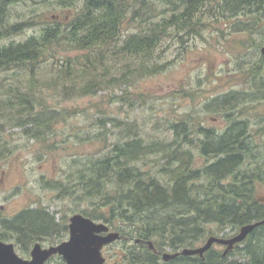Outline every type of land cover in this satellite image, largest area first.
Masks as SVG:
<instances>
[{
	"label": "trees",
	"instance_id": "16d2710c",
	"mask_svg": "<svg viewBox=\"0 0 264 264\" xmlns=\"http://www.w3.org/2000/svg\"><path fill=\"white\" fill-rule=\"evenodd\" d=\"M28 1L34 0H0V42L42 25L40 32L27 40L0 46V76L11 73L15 79L9 86L0 85V125L31 126L25 132L37 139L53 132L56 112L32 97V90L22 88L23 73L35 79L41 65L55 59L51 84L63 83L69 94L85 96L103 88L106 75L102 68L111 76V68L105 66L109 55L112 61L127 60L129 76L154 75L164 68L157 55L173 31L195 30L207 15L234 19L264 14V0H53L76 13H68L64 21L54 16L52 22L42 24L36 10L29 9L32 16L14 12ZM131 23L135 32L124 37L123 28ZM72 53L77 55L69 56ZM58 55H66L60 64ZM126 81L129 79L122 82ZM116 82L120 80L109 81ZM239 102L236 93L212 102L215 109L227 113L229 125L222 135L206 129L193 116L170 124L174 137L169 142L146 143L129 128L124 141L107 155L77 170L86 198L94 201V210L81 214L121 234V240L113 245L123 247L109 264H264V226L227 255L212 248L204 256L162 260L168 248L173 254L194 249L207 234L209 238L221 237L229 227L240 231L264 220V201L252 195L256 181L264 183V165L257 162L254 173L242 171L247 161H254V150L248 144L245 121L235 119L232 112ZM196 143L211 160L201 170L193 169ZM143 160L149 168L139 165ZM209 224L219 227L217 233L208 230ZM5 225L24 245L35 240L43 243L47 236L58 237L69 230L67 222L57 223L40 210L21 213Z\"/></svg>",
	"mask_w": 264,
	"mask_h": 264
},
{
	"label": "rangeland",
	"instance_id": "374dc122",
	"mask_svg": "<svg viewBox=\"0 0 264 264\" xmlns=\"http://www.w3.org/2000/svg\"><path fill=\"white\" fill-rule=\"evenodd\" d=\"M29 9L36 10L40 16L38 22L42 24L52 22L54 16L64 21L68 13H76V10L62 9L53 0L28 1L14 8V12L32 16ZM202 24L188 32L173 31L157 55V62L164 68L154 75L129 76L126 59L112 61L110 55L107 56L104 64L111 68V76L102 68L101 73L106 75L102 79L103 88L85 96L69 94L63 83L51 84L56 72L53 68L57 63L55 59L44 62L35 79L23 73L22 88L26 92L32 90V97L56 112L55 122L53 132L45 139L27 136L25 130L31 126L2 128L0 125V174L6 173V187L10 190L2 196L7 198L4 203L0 202L4 206L1 218L11 221L21 213L40 210L54 217L57 223L67 222L69 229L74 215L94 210V201L86 198L82 184H79L77 170L107 155L115 144L124 141L129 128L136 130L146 143L169 142L174 137L169 131L170 124L193 116L206 129L222 135L229 125L227 113L211 104L216 98L230 93H236L240 99L232 112L235 119L245 121L250 137L248 144L254 150V161H247L242 171L254 173L257 162L264 165V14L234 19L207 15ZM41 26L28 29L11 40L25 41L39 33ZM133 32L131 23L123 28L122 34L125 37ZM11 40L0 42V46ZM76 55L69 54L71 57ZM65 56H57L58 64ZM10 75L2 73L0 85L3 82L4 87L9 86L15 80ZM111 79L120 82L109 83ZM124 79L129 81L122 82ZM65 84L69 86L68 81ZM185 93L190 96L185 97ZM199 146L196 143L192 149L194 170L204 169L211 161L204 157ZM144 161L139 165L149 168ZM252 195L264 201V183L256 181ZM5 226V222L4 225L0 223V234L8 231L9 227L5 230ZM218 228L215 224L208 225V230L213 233H217ZM238 232L229 227L222 234ZM11 236L4 237L10 239ZM55 236L44 238L45 247L68 240L69 230ZM208 238L209 234L196 243V248L205 244ZM122 247L110 245L104 249L109 263ZM213 248L224 252L220 245ZM167 252L173 253L170 248ZM61 263V259L54 258L50 264Z\"/></svg>",
	"mask_w": 264,
	"mask_h": 264
},
{
	"label": "water",
	"instance_id": "95a60500",
	"mask_svg": "<svg viewBox=\"0 0 264 264\" xmlns=\"http://www.w3.org/2000/svg\"><path fill=\"white\" fill-rule=\"evenodd\" d=\"M261 226H264V220L243 227L240 233L231 239L211 237L202 247L185 249L176 254L167 252L162 257L165 262H170L181 255L204 256L215 244L228 246L226 251L228 253L236 244L245 241L255 229ZM69 231V239L58 246L45 249L41 244H36L31 261L20 258L13 244L0 241V264H46L54 255L61 256L67 264H106L103 249L122 238L119 232L110 231L106 224L96 222L82 214H76L70 219ZM136 243H139V240ZM149 245L153 250V242H149Z\"/></svg>",
	"mask_w": 264,
	"mask_h": 264
},
{
	"label": "flooded vegetation",
	"instance_id": "af4514ba",
	"mask_svg": "<svg viewBox=\"0 0 264 264\" xmlns=\"http://www.w3.org/2000/svg\"><path fill=\"white\" fill-rule=\"evenodd\" d=\"M6 181H7V175H6V173L5 172H3L2 174H0V202H2L3 201V203H4V201H5V199H7V198H3L2 196L5 194H7V193H9L10 192V190L6 187ZM2 203V204H3ZM2 204H0L1 205V207H0V223L2 224V225H4V222H7V221H9V220H7L6 218H1V211H3L4 210V206L2 205ZM18 216V215H17ZM14 219V218H13ZM12 219V220H13ZM11 220V221H12ZM1 221H3V222H1ZM6 227V229L5 230H7V226H5ZM8 234H10V235H12L11 236V238L10 239H7V238H5L4 236H6V235H8ZM234 235H236V234H233V235H231L230 234V236L229 235H225V234H223L222 235V237L224 238L225 236H228L226 239H230V238H232ZM0 241L1 242H3V243H6V244H13L14 245V248H15V252H16V254L20 257V258H22V259H24V260H26V261H31L32 260V251H33V248H34V246H35V244H37L38 242L37 241H33V242H31L30 244H27V245H24L20 240H19V237H18V235L14 232V231H12L11 229H9L8 228V231H5L4 233H1L0 234ZM42 245H43V247L44 248H47V247H45V245L43 244V243H41ZM215 246V245H214ZM213 246V247H214ZM223 249H224V251H227L228 250V246H225V245H220ZM236 246L237 245H235L234 246V248L233 249H235L236 248ZM233 249H231V250H233ZM231 250H229V252L231 251ZM21 251H23V252H21ZM228 252V253H229ZM228 253H226L225 255H227ZM56 258H59V257H56ZM54 259L52 258V259H50L49 261H48V263L47 264H49L50 262H52Z\"/></svg>",
	"mask_w": 264,
	"mask_h": 264
},
{
	"label": "bare ground",
	"instance_id": "6f19581e",
	"mask_svg": "<svg viewBox=\"0 0 264 264\" xmlns=\"http://www.w3.org/2000/svg\"><path fill=\"white\" fill-rule=\"evenodd\" d=\"M240 173H241V172H240ZM222 180H223V179H222ZM234 183H235V182H234ZM217 185H218V184H217ZM221 185H222V184H221ZM233 185H234V184H233ZM240 188H242V187H240ZM238 189H239V188H238ZM240 192H241V191H240ZM221 198H222V196H221ZM262 227H263V226H262ZM256 230H257V229H256ZM247 239H248V238H247ZM208 240H209V239H208ZM208 240H207V241H208ZM207 241H206V243H207ZM206 243H205V244H206ZM205 244H203L202 246H204ZM149 247H150V245H149ZM150 249H151V248H150ZM154 249H155V248H154ZM154 249H153V250H154ZM182 257H183V256H182ZM183 258H184V257H183ZM200 258L202 259V257H200ZM162 260H163V259H162ZM202 260H203V259H202ZM198 261L201 262L200 260H198ZM203 261H204V260H203ZM194 263H195V262H194ZM197 264H198V263H197Z\"/></svg>",
	"mask_w": 264,
	"mask_h": 264
}]
</instances>
